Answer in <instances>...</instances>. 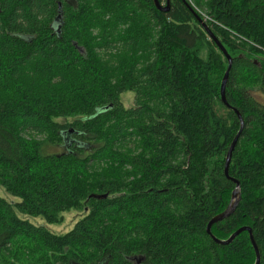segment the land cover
Returning <instances> with one entry per match:
<instances>
[{
    "label": "trees",
    "instance_id": "1",
    "mask_svg": "<svg viewBox=\"0 0 264 264\" xmlns=\"http://www.w3.org/2000/svg\"><path fill=\"white\" fill-rule=\"evenodd\" d=\"M194 1L233 60L230 109L182 0H0V188L19 200L0 196V264H255L248 232H206L236 188L234 109L242 200L211 232L250 228L264 264V0ZM70 211L66 235L29 220Z\"/></svg>",
    "mask_w": 264,
    "mask_h": 264
},
{
    "label": "water",
    "instance_id": "2",
    "mask_svg": "<svg viewBox=\"0 0 264 264\" xmlns=\"http://www.w3.org/2000/svg\"><path fill=\"white\" fill-rule=\"evenodd\" d=\"M182 1H184V3L187 5V7L190 9V11L195 15L197 21L202 25L203 29L208 34L209 38L215 43V45L223 53V55L225 56L226 60L228 61V68H227V71H226V73H225V75L223 77L222 84H221V99H222L223 104L227 108L230 109V106L228 105L227 99H226V86H227V82H228V79H229L230 71H231V68H232V65H233V60H232L231 56L228 54L227 50L222 45V43L218 40V38H216V36L211 31V29L199 17L197 12L191 7V5L188 4L186 2V0H182ZM154 3L156 5L157 9L159 11L163 12V13H167L170 10L171 0H167V3H166L165 6L161 5L158 0H154ZM59 7L61 9L62 5L59 4ZM233 111H235V113L238 115V117L240 119L241 128H240V131H239L238 135L235 137V139H234V141H233V143H232V145L230 147V150L228 152V155H227V158H226V165H225V176L228 179H230L233 183L236 184V188H235V190L232 193L231 201H230L228 207L225 209V211H223L222 213L216 215L208 223L206 232L216 244L221 245V246L230 245L239 235H241V234H243L245 232H248L249 236H250L251 244H252V246L254 248L255 255H256L255 264H261V255H260L258 246H257V244L255 242L252 230L250 228L243 227V228L239 229L234 234H232L229 237V239H227L225 241L217 239L215 236H213V234L211 232L212 227L215 224H218V223L224 221L225 219H228L229 217H231L236 212V210L239 207L240 202L242 200V193H241V189H240V183L238 181L234 180V179H231L230 176H229V166H230V163H231V160H232L233 152H234V150H235V148H236V146L238 144V141H239V139L241 137V134L243 132V129H244V122H243V119L241 118L239 112L237 110H235V109ZM107 197H108V195H105V198H107ZM138 263H141V261L139 260Z\"/></svg>",
    "mask_w": 264,
    "mask_h": 264
},
{
    "label": "rangeland",
    "instance_id": "3",
    "mask_svg": "<svg viewBox=\"0 0 264 264\" xmlns=\"http://www.w3.org/2000/svg\"><path fill=\"white\" fill-rule=\"evenodd\" d=\"M189 1V4L192 5L191 7L196 10V12H199L203 18L207 21V22H210L212 23L213 25H218V23L216 21L213 20L212 17H210L208 15V13L205 11V9H203L202 7H198L196 6V1L194 0H188ZM125 57V56H123ZM121 57L120 55L118 56H112V57H109V58H103V63H107L106 61H109L110 60V65L112 66H115L116 62H119L120 60V63L122 65V62H121V59L125 62L126 65H128L127 63V60L125 61V59ZM111 58V59H110ZM107 67V65H106ZM116 67V66H115ZM105 68V67H104ZM121 71L120 69L118 70L117 74L118 76L121 75ZM256 96V95H255ZM134 94L132 93H125L121 96V102L123 103L124 107L125 108H130L134 105ZM257 98H259L260 100H262L258 95L256 96ZM27 140H32V141H42L44 140V138H46L45 136H42V137H36L34 135H27L25 137ZM35 139V140H33ZM52 153H61L63 152V149L62 148H57V149H53L51 150ZM107 169V168H106ZM0 196L5 198L6 200H8L9 202H19V200L17 199H14L13 197L9 196L6 194V192L0 188ZM83 213H80V212H76V211H70V212H67L63 215V221L62 223L60 224H56V225H47L44 220H42L41 218H37V219H31L29 218V220L35 224V225H42V226H46L50 232H52L53 234L55 235H66L68 234L70 231L73 230L74 226L79 222V220L81 219Z\"/></svg>",
    "mask_w": 264,
    "mask_h": 264
},
{
    "label": "bare ground",
    "instance_id": "4",
    "mask_svg": "<svg viewBox=\"0 0 264 264\" xmlns=\"http://www.w3.org/2000/svg\"><path fill=\"white\" fill-rule=\"evenodd\" d=\"M162 5V4H161ZM164 6V5H163ZM192 6V5H191ZM194 8V7H193Z\"/></svg>",
    "mask_w": 264,
    "mask_h": 264
},
{
    "label": "flooded vegetation",
    "instance_id": "5",
    "mask_svg": "<svg viewBox=\"0 0 264 264\" xmlns=\"http://www.w3.org/2000/svg\"><path fill=\"white\" fill-rule=\"evenodd\" d=\"M134 261V260H133Z\"/></svg>",
    "mask_w": 264,
    "mask_h": 264
}]
</instances>
